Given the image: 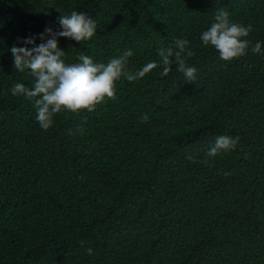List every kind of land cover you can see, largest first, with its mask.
I'll return each instance as SVG.
<instances>
[{"label":"trees","instance_id":"16d2710c","mask_svg":"<svg viewBox=\"0 0 264 264\" xmlns=\"http://www.w3.org/2000/svg\"><path fill=\"white\" fill-rule=\"evenodd\" d=\"M217 9L264 41V0H0V264H264V55L225 61L205 46ZM73 10L98 29L59 38L68 62L132 49L135 70L187 38L195 81L172 58L166 76L158 64L122 78L93 111L42 129L10 92L33 78L9 48ZM222 134L235 149L208 157Z\"/></svg>","mask_w":264,"mask_h":264},{"label":"clouds","instance_id":"9594fccd","mask_svg":"<svg viewBox=\"0 0 264 264\" xmlns=\"http://www.w3.org/2000/svg\"><path fill=\"white\" fill-rule=\"evenodd\" d=\"M57 24V28L46 26L40 33L18 38L19 44L9 48L17 72L28 70L33 78L31 87L17 81L10 92L13 96L22 95L32 101L34 118L42 129L52 126L55 114L61 111H93L106 97L115 95L117 81L122 78L129 82L136 81L156 69L158 64L161 66L160 75L166 76L171 70L172 58L184 80L196 79L197 68L187 64L183 56L186 51L191 55L187 50L190 44L187 38H176L167 47L160 48L159 61L150 60L131 70L129 58L134 54L132 49H125L106 63L83 53L75 62H68L65 58L67 51L59 46V38L87 41L96 34L97 21L84 12L73 10L70 14L60 15ZM251 31V24L234 22L227 11L217 9L210 26L200 33V40L205 46L214 47L219 58L225 61L244 56L249 50L264 55V41L258 40L252 44L245 39ZM37 40L40 42L37 43ZM148 119L147 113L141 117L142 122ZM237 143V137L217 135L206 155L215 157L221 151L235 149ZM86 251L91 255L93 249L88 247Z\"/></svg>","mask_w":264,"mask_h":264}]
</instances>
